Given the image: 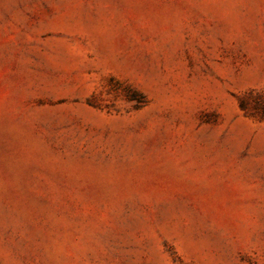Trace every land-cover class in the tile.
I'll return each instance as SVG.
<instances>
[{"label":"rangeland","instance_id":"rangeland-1","mask_svg":"<svg viewBox=\"0 0 264 264\" xmlns=\"http://www.w3.org/2000/svg\"><path fill=\"white\" fill-rule=\"evenodd\" d=\"M0 264H264V0H0Z\"/></svg>","mask_w":264,"mask_h":264}]
</instances>
